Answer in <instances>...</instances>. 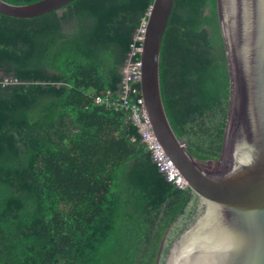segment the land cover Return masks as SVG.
<instances>
[{"label":"trees","instance_id":"trees-1","mask_svg":"<svg viewBox=\"0 0 264 264\" xmlns=\"http://www.w3.org/2000/svg\"><path fill=\"white\" fill-rule=\"evenodd\" d=\"M153 1L0 14V83L20 82L0 84V264H157L162 246L165 264L194 220L198 198L167 181L130 112L95 104L120 97L121 70ZM161 88L190 153L219 160L230 76L217 0H176Z\"/></svg>","mask_w":264,"mask_h":264},{"label":"water","instance_id":"water-1","mask_svg":"<svg viewBox=\"0 0 264 264\" xmlns=\"http://www.w3.org/2000/svg\"><path fill=\"white\" fill-rule=\"evenodd\" d=\"M74 1L17 5L0 0V14L33 19ZM175 2L153 1L140 54V88L154 135L198 198L194 220L171 243L165 264H264V0H217L230 76L217 161L190 153L163 101L161 53Z\"/></svg>","mask_w":264,"mask_h":264},{"label":"built area","instance_id":"built-area-1","mask_svg":"<svg viewBox=\"0 0 264 264\" xmlns=\"http://www.w3.org/2000/svg\"><path fill=\"white\" fill-rule=\"evenodd\" d=\"M146 22L142 25L138 34L131 45V51L124 67L122 68L121 95L112 100L110 98L97 97L95 104L114 108L115 110H126L130 112V119L138 128L141 141L146 145L148 152L152 155L154 163L157 164L160 171L166 176L168 182L174 184L182 190H186L187 182L180 171L166 155L161 144L158 142L152 130L151 121L146 109L145 101L142 96L141 81V58L142 41L146 31ZM20 82L12 77H5L1 81L2 87L18 85Z\"/></svg>","mask_w":264,"mask_h":264},{"label":"flooded vegetation","instance_id":"flooded-vegetation-1","mask_svg":"<svg viewBox=\"0 0 264 264\" xmlns=\"http://www.w3.org/2000/svg\"><path fill=\"white\" fill-rule=\"evenodd\" d=\"M197 208H198V207H197ZM197 210H198V209H196V212H194V214H192V217H191V218H193V217L195 216V214L197 213ZM184 223H186V220H183V221L180 220V221L178 222V224H177L176 227H178L179 229H181V228L183 227V224H184ZM174 228H175V227H174ZM179 229H178V230H179ZM169 236H170V238H171V237L173 236L172 233H171V235H169ZM168 238H169V237H168ZM170 238H169V240H170ZM167 242H168V239H167Z\"/></svg>","mask_w":264,"mask_h":264},{"label":"rangeland","instance_id":"rangeland-1","mask_svg":"<svg viewBox=\"0 0 264 264\" xmlns=\"http://www.w3.org/2000/svg\"><path fill=\"white\" fill-rule=\"evenodd\" d=\"M169 232H168V234L164 237V239H163V243H162V245H164V243H165V240L167 239V237H169Z\"/></svg>","mask_w":264,"mask_h":264}]
</instances>
